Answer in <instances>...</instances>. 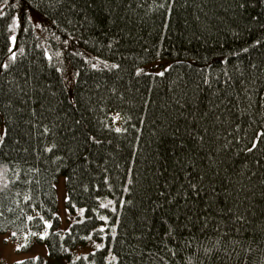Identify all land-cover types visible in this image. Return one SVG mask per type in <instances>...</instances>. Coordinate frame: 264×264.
I'll return each mask as SVG.
<instances>
[{"label": "trees", "instance_id": "trees-1", "mask_svg": "<svg viewBox=\"0 0 264 264\" xmlns=\"http://www.w3.org/2000/svg\"><path fill=\"white\" fill-rule=\"evenodd\" d=\"M0 232L47 249L13 264H264V0H0Z\"/></svg>", "mask_w": 264, "mask_h": 264}, {"label": "rangeland", "instance_id": "rangeland-1", "mask_svg": "<svg viewBox=\"0 0 264 264\" xmlns=\"http://www.w3.org/2000/svg\"><path fill=\"white\" fill-rule=\"evenodd\" d=\"M57 196V215L60 219V228L67 229L71 217L68 216L66 203V188L65 178L63 176L58 178V183L55 185ZM22 238V237H21ZM23 240L19 237H12L11 232H0V264H13L15 261H21L24 258L36 257L38 254L47 257V249L44 244L33 243L22 247Z\"/></svg>", "mask_w": 264, "mask_h": 264}, {"label": "bare ground", "instance_id": "bare-ground-1", "mask_svg": "<svg viewBox=\"0 0 264 264\" xmlns=\"http://www.w3.org/2000/svg\"><path fill=\"white\" fill-rule=\"evenodd\" d=\"M56 183H58V181H57ZM56 183H55V184H56ZM68 216L71 217V222H70V224H71L72 221L74 220L75 214H74V213H68ZM59 224L61 225V223H60V219H59ZM70 224H69V225H70ZM60 225H59V226H60Z\"/></svg>", "mask_w": 264, "mask_h": 264}, {"label": "snow or ice", "instance_id": "snow-or-ice-1", "mask_svg": "<svg viewBox=\"0 0 264 264\" xmlns=\"http://www.w3.org/2000/svg\"><path fill=\"white\" fill-rule=\"evenodd\" d=\"M163 73H161V75H162ZM117 131H119V129H117ZM255 146V145H254Z\"/></svg>", "mask_w": 264, "mask_h": 264}]
</instances>
